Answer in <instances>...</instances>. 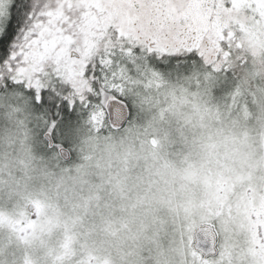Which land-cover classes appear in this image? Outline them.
Segmentation results:
<instances>
[{"label": "clouds", "instance_id": "1", "mask_svg": "<svg viewBox=\"0 0 264 264\" xmlns=\"http://www.w3.org/2000/svg\"><path fill=\"white\" fill-rule=\"evenodd\" d=\"M241 45L128 87L127 120L84 119L55 151L30 98L0 92V264H193L194 239L206 264H264L246 217L264 203V33Z\"/></svg>", "mask_w": 264, "mask_h": 264}, {"label": "snow or ice", "instance_id": "2", "mask_svg": "<svg viewBox=\"0 0 264 264\" xmlns=\"http://www.w3.org/2000/svg\"><path fill=\"white\" fill-rule=\"evenodd\" d=\"M155 13L153 31L142 35L112 15L107 0H0V92L30 98L47 122L44 146L55 151L70 146L84 119L127 120L133 77L188 74L193 61L226 64L246 35L264 33V0H156ZM193 249V264L215 254L206 243Z\"/></svg>", "mask_w": 264, "mask_h": 264}, {"label": "rangeland", "instance_id": "3", "mask_svg": "<svg viewBox=\"0 0 264 264\" xmlns=\"http://www.w3.org/2000/svg\"><path fill=\"white\" fill-rule=\"evenodd\" d=\"M107 3L111 5V14L116 17H119L121 23L124 24L127 28L131 29L130 26H132L133 24L131 20H129V17L119 13L118 0H107ZM132 32L134 34L136 33V31ZM245 40L251 47L260 45V35L254 33L251 35H246ZM186 75L188 74H184L183 72H181L180 74L172 73L171 76H161L159 74L153 76H144L143 74H141V77H133V79L129 81L128 87L134 86L138 82H148L154 83L155 86L159 88L165 81L177 80ZM145 77L148 78L147 81H145ZM226 89L227 82L220 85L219 88H214L213 92L215 95L219 96L222 95ZM246 217L248 220L251 237L255 240V244L259 245L260 249H262V245H264V203L259 206H256L249 202L246 208ZM255 251L256 249H254V253Z\"/></svg>", "mask_w": 264, "mask_h": 264}, {"label": "flooded vegetation", "instance_id": "4", "mask_svg": "<svg viewBox=\"0 0 264 264\" xmlns=\"http://www.w3.org/2000/svg\"><path fill=\"white\" fill-rule=\"evenodd\" d=\"M118 6H119V13L129 17V20H131L132 24L135 25V27H131V31H137V29L140 30V33L142 35H150V22H153L156 20L153 16V9L151 6L144 8L142 7V0H118ZM137 9H140L137 11ZM128 20V21H129ZM242 46V45H238Z\"/></svg>", "mask_w": 264, "mask_h": 264}, {"label": "water", "instance_id": "5", "mask_svg": "<svg viewBox=\"0 0 264 264\" xmlns=\"http://www.w3.org/2000/svg\"><path fill=\"white\" fill-rule=\"evenodd\" d=\"M198 242L201 243V244H203L201 239H194L193 245L196 244V243H198ZM214 251H215V249H214Z\"/></svg>", "mask_w": 264, "mask_h": 264}, {"label": "trees", "instance_id": "6", "mask_svg": "<svg viewBox=\"0 0 264 264\" xmlns=\"http://www.w3.org/2000/svg\"><path fill=\"white\" fill-rule=\"evenodd\" d=\"M229 75H231V74L229 73Z\"/></svg>", "mask_w": 264, "mask_h": 264}]
</instances>
